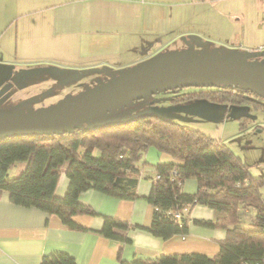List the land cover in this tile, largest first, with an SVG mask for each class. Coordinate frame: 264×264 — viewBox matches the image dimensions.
<instances>
[{"label": "crops", "instance_id": "0c3cea01", "mask_svg": "<svg viewBox=\"0 0 264 264\" xmlns=\"http://www.w3.org/2000/svg\"><path fill=\"white\" fill-rule=\"evenodd\" d=\"M222 1L226 5L231 3L228 0H0V66L6 67L4 62L9 56L12 60L22 59L25 63L22 68L46 67L45 64L65 56L72 62L71 67L82 72L105 65L119 72L157 56L167 45L179 41L190 46L201 39L219 40L230 46L233 39L241 36L246 46L253 47L248 45L253 29L244 27L248 15L244 11L223 13L227 9H220ZM250 1L260 9L256 23L264 29V0ZM257 34L261 42L258 46H264V31ZM226 51L230 54L235 49ZM169 161L166 154L153 147L145 150L138 165L137 197L133 200L91 190L82 192L80 202L89 205L96 215L75 216L73 220L79 227L76 229L68 228L54 214L15 205L7 193H0V264H40L42 256L53 251L68 253L77 264H121V261L138 257L154 259L163 254L216 255L219 243L226 237L225 231L191 223L194 219L210 221L217 217L213 209L204 205L194 204L185 212L189 227L183 236L162 239L149 232L152 207L145 198L155 175L153 167ZM21 168L20 165L17 170ZM67 186L68 180L62 173L55 195L62 197ZM182 190L194 193L196 181L185 180ZM104 216L130 224L122 232L128 242L100 234Z\"/></svg>", "mask_w": 264, "mask_h": 264}, {"label": "trees", "instance_id": "16d2710c", "mask_svg": "<svg viewBox=\"0 0 264 264\" xmlns=\"http://www.w3.org/2000/svg\"><path fill=\"white\" fill-rule=\"evenodd\" d=\"M195 87L200 89L174 92L172 104L183 99L208 98L226 103L228 111L230 105L242 102L262 107L259 100L263 98L239 87ZM237 120L240 132L250 127L247 122H252L246 118ZM84 126L58 135L0 139V193H7L15 205L54 214L68 228L76 229L79 227L73 220L75 216L96 215L89 205L80 202L82 192L97 191L125 200L137 197L138 165L145 150L153 147L171 161L153 167L155 175L145 198L152 207L149 232L162 239L185 235L189 227L185 212L192 205L201 204L213 209L217 217L210 221L194 219L191 223L221 228L226 237L214 256L163 254L121 264H264V201L260 191L264 180L253 175L250 166L225 143L162 119L158 113L91 128ZM20 165L22 168L17 170ZM62 173L68 186L65 194L58 197L55 188ZM187 179L196 181L194 193L183 192ZM130 227L128 222L104 216L100 234L125 243L129 239L122 232ZM40 264L77 263L64 251H53L44 254Z\"/></svg>", "mask_w": 264, "mask_h": 264}, {"label": "rangeland", "instance_id": "374dc122", "mask_svg": "<svg viewBox=\"0 0 264 264\" xmlns=\"http://www.w3.org/2000/svg\"><path fill=\"white\" fill-rule=\"evenodd\" d=\"M229 1L231 3L228 5L222 1L219 4L220 9H227L222 11L223 13H241V11H244L248 15L244 27L247 25L249 29H253L254 34L251 40L248 41V45H254L253 47L249 48L246 46L241 36L240 38L233 39L228 44L230 46H225L219 40L204 41V39H201L200 42L202 43L198 41L197 43H191L190 46L179 41L167 45L157 56L175 52L200 54L211 52L212 50H218L223 56H226L228 53L226 49L229 48L235 49V51H248V49L256 50L264 47L263 44L260 47L258 46V43L261 42H258L260 39L257 33L264 31L259 26V23H256L257 16L261 13L260 9L251 5L252 1L250 0H228L227 2ZM242 3H246L247 6L242 5ZM242 7L245 8L242 9ZM12 58V56H9L4 62L6 67L0 66V88L6 83L10 82L12 84L11 88L0 97V112L16 110L29 112L51 107L68 97H74L84 90L102 83V81H107L113 75L121 72L111 70L106 65L104 67H96L94 71L82 72L76 70L74 66L71 67L72 62L65 56H62V58H57L55 60L57 62L55 63L45 64V70L23 73L25 70L32 68H27V66L22 68L25 64L22 63V59L12 60ZM33 68L39 67L33 66ZM199 89L195 86L179 87L173 90H158L145 94L138 99H128L103 112L95 120L85 124L84 127L91 128L96 125L109 124L145 114L157 113L158 109L174 106L171 102V96L174 92L175 94H183ZM248 97L253 101H258L252 95ZM259 101L262 107L255 108L252 105H250L251 108L246 107L248 108V113L254 117V120H251V123L247 122L250 127L241 132L239 130L240 121L230 118L227 104L212 101L208 98L180 100L175 105L183 107L188 111H165L158 113V115L162 119L173 121L189 129L199 130L225 143L236 156L250 166V171L253 175L262 177L264 180V99ZM11 174L12 172H10ZM260 191L264 201V183ZM244 225L247 226V224Z\"/></svg>", "mask_w": 264, "mask_h": 264}, {"label": "water", "instance_id": "95a60500", "mask_svg": "<svg viewBox=\"0 0 264 264\" xmlns=\"http://www.w3.org/2000/svg\"><path fill=\"white\" fill-rule=\"evenodd\" d=\"M44 69L32 68L23 73ZM11 85L9 82L0 88V97ZM200 85L239 87L264 99V49L237 50L226 56L218 50L155 56L129 66L109 80L54 106L29 112H0V139L70 133L128 99H138L158 90ZM165 111L188 110L174 105L158 109L157 113ZM229 116L232 119L254 120L244 106H231Z\"/></svg>", "mask_w": 264, "mask_h": 264}, {"label": "flooded vegetation", "instance_id": "af4514ba", "mask_svg": "<svg viewBox=\"0 0 264 264\" xmlns=\"http://www.w3.org/2000/svg\"><path fill=\"white\" fill-rule=\"evenodd\" d=\"M232 106H245V107H250L248 104H246L245 102L241 103V104H236V105H232ZM247 111H248V108H247Z\"/></svg>", "mask_w": 264, "mask_h": 264}, {"label": "built area", "instance_id": "2783aa9c", "mask_svg": "<svg viewBox=\"0 0 264 264\" xmlns=\"http://www.w3.org/2000/svg\"><path fill=\"white\" fill-rule=\"evenodd\" d=\"M259 49H262V48H259ZM179 216L178 215H176V218H178Z\"/></svg>", "mask_w": 264, "mask_h": 264}]
</instances>
